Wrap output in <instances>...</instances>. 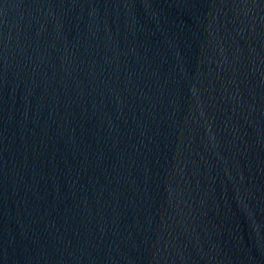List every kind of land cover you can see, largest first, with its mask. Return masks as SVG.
<instances>
[{"label": "water", "instance_id": "1", "mask_svg": "<svg viewBox=\"0 0 264 264\" xmlns=\"http://www.w3.org/2000/svg\"><path fill=\"white\" fill-rule=\"evenodd\" d=\"M0 264H264V0H0Z\"/></svg>", "mask_w": 264, "mask_h": 264}]
</instances>
